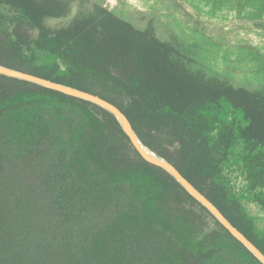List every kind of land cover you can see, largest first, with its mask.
<instances>
[{"label": "trees", "instance_id": "obj_1", "mask_svg": "<svg viewBox=\"0 0 264 264\" xmlns=\"http://www.w3.org/2000/svg\"><path fill=\"white\" fill-rule=\"evenodd\" d=\"M138 9L0 0V64L116 105L264 253V231L242 203L264 212V49L251 36L220 46L179 0ZM246 68L257 81L235 75ZM0 264L262 263L143 159L113 114L0 74Z\"/></svg>", "mask_w": 264, "mask_h": 264}, {"label": "rangeland", "instance_id": "obj_2", "mask_svg": "<svg viewBox=\"0 0 264 264\" xmlns=\"http://www.w3.org/2000/svg\"><path fill=\"white\" fill-rule=\"evenodd\" d=\"M152 2L153 0H128V3L139 8L138 10L148 9ZM179 2H182L193 18L201 21L202 29H205L207 36L221 39L220 46L227 45L232 50L231 47L237 42L251 40V36L264 49V30L257 26L258 23L264 22V12L258 10L264 0H179ZM78 9L77 4H74L68 18L74 15ZM171 19L176 23L175 19ZM183 32L189 35L192 31L184 27ZM233 66H238V64ZM241 72L246 73L241 74ZM247 73H249V68L236 72L235 75L241 80L244 78L249 81H257L256 76ZM228 178L238 192L244 190L243 175L233 172L228 175ZM242 203L248 214L255 219L258 232L263 233L264 212L260 205L248 198L243 199Z\"/></svg>", "mask_w": 264, "mask_h": 264}, {"label": "water", "instance_id": "obj_3", "mask_svg": "<svg viewBox=\"0 0 264 264\" xmlns=\"http://www.w3.org/2000/svg\"><path fill=\"white\" fill-rule=\"evenodd\" d=\"M0 74L11 76L23 80H27L54 90L66 93L77 98L88 100L95 103L105 110L113 114L118 120L121 128L130 139L132 145L146 161L161 167L168 172L175 180L238 241L240 242L254 257H256L262 264H264V253L251 242L237 227H235L226 216L201 192L199 191L188 179H186L180 171L168 160L157 155L155 152L145 146L137 136L132 124L127 116L113 103L106 99L95 95L93 93L58 83L43 77H39L21 70H17L5 65L0 64Z\"/></svg>", "mask_w": 264, "mask_h": 264}]
</instances>
